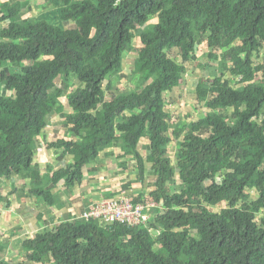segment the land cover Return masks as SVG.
Instances as JSON below:
<instances>
[{
	"label": "trees",
	"instance_id": "1",
	"mask_svg": "<svg viewBox=\"0 0 264 264\" xmlns=\"http://www.w3.org/2000/svg\"><path fill=\"white\" fill-rule=\"evenodd\" d=\"M47 3L57 10L56 24L46 14L22 17L20 0H0V185L17 176L25 196L45 210L59 207L57 191L81 185L84 167L94 170L117 149L122 189L151 176L147 199L155 205L151 218L135 225L85 220L84 208L25 237L13 261L0 245V264H264V61H256L264 49V0ZM136 37L141 47L127 72L124 54ZM200 40L210 66L194 92L206 110L181 120L171 157L167 101L174 102L170 93ZM113 75L134 88L102 101ZM65 108L63 133L43 140L62 163L43 172L37 147ZM143 196L136 191L131 202L144 204ZM218 204L224 207L216 211Z\"/></svg>",
	"mask_w": 264,
	"mask_h": 264
},
{
	"label": "crops",
	"instance_id": "2",
	"mask_svg": "<svg viewBox=\"0 0 264 264\" xmlns=\"http://www.w3.org/2000/svg\"><path fill=\"white\" fill-rule=\"evenodd\" d=\"M54 150L46 146L37 147L34 158L36 159L37 156L41 158L37 162L43 172L50 164L54 165L53 169L61 165L62 162H58L54 158ZM120 152L116 149L114 155L108 154L107 157L103 155L102 162L94 163L92 166L94 170L92 171L89 166L84 167V179L81 185H76L67 192L58 190L56 196L58 197L57 201L60 203L59 207L52 206L45 210L36 197L25 196L24 191L26 190L22 189L24 183H21L20 178L17 176H13L7 181L4 180L0 185V210L6 207V211L0 215V236H4L5 232H10L9 237L4 239L8 240L4 259L8 261L12 259L13 261L14 258H19L22 251L21 244L25 237H33L44 227H51L60 221L72 219L74 214L79 215L84 208L100 198L101 195L112 196L124 191L117 190L112 185L113 177L119 174L125 175V171H122L124 166L121 163L122 159H118L120 158ZM67 160H69V157H64V162ZM112 166L114 167L112 168ZM129 172H132V169ZM105 176H107L108 183ZM6 186H10L8 190ZM14 186L20 190L13 191ZM2 239L0 245L4 241Z\"/></svg>",
	"mask_w": 264,
	"mask_h": 264
},
{
	"label": "rangeland",
	"instance_id": "3",
	"mask_svg": "<svg viewBox=\"0 0 264 264\" xmlns=\"http://www.w3.org/2000/svg\"><path fill=\"white\" fill-rule=\"evenodd\" d=\"M4 1L6 0H3V2ZM8 1L12 2L15 0H8ZM20 1L23 4V9H22L23 11L20 14L22 17H28V16L39 17L40 15L46 14L47 16H49L50 19L53 20L52 21L53 23L55 24L58 23L57 18L53 16V14L56 13V16L59 17L57 14V10L54 6L49 7L47 0H20ZM71 25L72 23L68 25L63 24V27H69ZM141 32H142V29L140 28V30L137 31L136 33L137 35H139ZM140 47H141L140 40L138 37H136L134 39V49L124 54L123 65H125L124 67L125 71L130 72V70L133 68V60ZM208 51L209 49L207 48L206 41L200 40L196 48V55H195L196 59L190 63H187V69H186L187 71L184 74L183 79L181 80V83L170 93V97H172V99H175L174 102H172V105H169L168 101H171V100L167 101V108L170 110L173 116V118L171 119V122H173V128L169 132L172 138V144L170 145V150H169L168 155L171 157L173 156V153L177 146V144L175 143H177L178 139H180L182 135V131L178 128L181 120H184V121L194 120L198 118V115L201 116L203 112L206 110L202 108L201 104L198 103L199 104L198 105L197 103H195L196 94L194 90H195V85L198 82L199 78L202 76H207L209 74L208 66H210V59L207 55ZM168 54L170 57H176L178 60L180 59L179 52L177 49H171L168 52ZM48 58L49 57L47 56L44 57V59H48ZM262 60L264 61V49L260 51L259 57L257 58L256 61H262ZM107 78L108 80L106 81L104 85L105 95L102 98V101H105L111 98L114 95V93L118 92L119 90H122V89L126 90L130 88H134V85L131 82L129 83V82L123 81L121 83L115 75L110 76V77L108 76ZM262 78L263 77L261 73H258L256 76V79L258 81H261ZM72 85L73 86L78 85V81L77 80L73 81ZM73 86H69L68 90L69 91L72 90ZM62 103L64 104V107H65L66 102H65L64 97H62ZM61 110L62 108L59 111ZM67 113H68L67 108H65L63 109L62 112L58 113L55 117L52 118V120L47 125V129L45 131L44 137L40 140V144H39L40 146H44L43 140L47 142V141H55L59 138V135L63 133V125H62L61 117H64L65 114ZM146 142H147V139L144 138L141 144L139 145L141 152L144 151V146ZM35 160H36L35 162L37 161L39 162L41 158L40 157L38 158L37 156ZM175 164H177V162H175ZM113 167L114 166H112V168ZM56 168L57 167H55V169ZM118 168L121 169L120 166H118ZM106 178L107 176H105V180L108 183L109 181ZM113 179L114 180L112 182V185L115 187V189L117 188V190H124V191L116 193L115 194L116 196L113 197L114 199L115 198L117 199L119 197H125L127 199H130L131 194H134L136 191H140L144 194L143 198L145 199V203L148 202V205L150 204L155 205V201L152 198L150 200L147 199L149 198L148 191L154 188L153 185L150 184V181L152 180L151 176L147 175L146 180H142V182H135L134 184H130V187H128L129 188L128 191H126V189H122L124 181H126V174L124 176H122V174H119L118 176L113 177ZM174 185L173 184L171 185V189L168 190L169 193L176 188L178 189L180 182H176ZM8 187L6 186L7 190L9 189ZM101 197L103 198L105 197V195H101ZM222 207H224V204H218L217 206H215L214 209L217 211ZM5 211H6V207L1 208L0 215H2ZM152 215H153L152 213L145 212L143 214V217L145 219L147 218L150 219ZM9 235H10V232H5L4 236H0V240L2 238H3L2 240H4L5 238H8ZM7 241L8 240H4L1 245L2 246L6 245Z\"/></svg>",
	"mask_w": 264,
	"mask_h": 264
},
{
	"label": "built area",
	"instance_id": "4",
	"mask_svg": "<svg viewBox=\"0 0 264 264\" xmlns=\"http://www.w3.org/2000/svg\"><path fill=\"white\" fill-rule=\"evenodd\" d=\"M154 204L148 205V202L142 204H133L131 199L125 197L119 198H101L87 206L79 215L82 219H95L105 224L121 223L124 225H135L145 222L143 214Z\"/></svg>",
	"mask_w": 264,
	"mask_h": 264
},
{
	"label": "water",
	"instance_id": "5",
	"mask_svg": "<svg viewBox=\"0 0 264 264\" xmlns=\"http://www.w3.org/2000/svg\"><path fill=\"white\" fill-rule=\"evenodd\" d=\"M154 233L156 234V233H158V231L154 230Z\"/></svg>",
	"mask_w": 264,
	"mask_h": 264
},
{
	"label": "clouds",
	"instance_id": "6",
	"mask_svg": "<svg viewBox=\"0 0 264 264\" xmlns=\"http://www.w3.org/2000/svg\"><path fill=\"white\" fill-rule=\"evenodd\" d=\"M117 93V92H116ZM115 94V93H114Z\"/></svg>",
	"mask_w": 264,
	"mask_h": 264
}]
</instances>
